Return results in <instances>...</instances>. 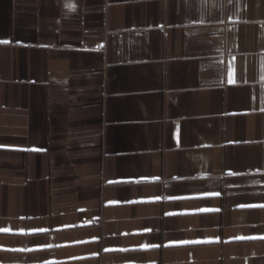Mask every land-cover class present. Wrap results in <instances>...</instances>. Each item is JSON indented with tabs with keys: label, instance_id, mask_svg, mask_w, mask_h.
<instances>
[{
	"label": "crops",
	"instance_id": "0c3cea01",
	"mask_svg": "<svg viewBox=\"0 0 264 264\" xmlns=\"http://www.w3.org/2000/svg\"><path fill=\"white\" fill-rule=\"evenodd\" d=\"M0 264H264V0H0Z\"/></svg>",
	"mask_w": 264,
	"mask_h": 264
}]
</instances>
